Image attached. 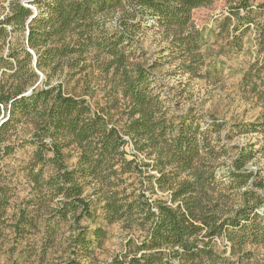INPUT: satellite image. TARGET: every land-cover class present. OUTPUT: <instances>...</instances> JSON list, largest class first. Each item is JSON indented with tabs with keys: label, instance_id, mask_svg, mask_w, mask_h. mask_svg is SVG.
Returning a JSON list of instances; mask_svg holds the SVG:
<instances>
[{
	"label": "trees",
	"instance_id": "trees-1",
	"mask_svg": "<svg viewBox=\"0 0 264 264\" xmlns=\"http://www.w3.org/2000/svg\"><path fill=\"white\" fill-rule=\"evenodd\" d=\"M22 1L0 0V143L19 125L34 145L32 199L14 233L41 232L49 247L69 222L66 264H86L106 231L80 222L99 211L130 232L114 264H264V174L248 167L264 152V16H252L264 1L232 0L219 24L235 48L253 25L257 44L238 87L260 113L231 126L192 106L175 111L135 39L154 29L178 69L200 76L203 35L191 12L214 0H33V9ZM94 81L104 104L86 97ZM230 133L260 140L230 157ZM65 148L75 152L71 166Z\"/></svg>",
	"mask_w": 264,
	"mask_h": 264
},
{
	"label": "rangeland",
	"instance_id": "rangeland-1",
	"mask_svg": "<svg viewBox=\"0 0 264 264\" xmlns=\"http://www.w3.org/2000/svg\"><path fill=\"white\" fill-rule=\"evenodd\" d=\"M262 1L264 0H250L249 4L255 8ZM236 4L237 2L232 0H214L208 6L192 10V23L203 35L200 50L204 64L198 71L200 76H191L178 69V59L172 58V55L168 56V51H162L165 42L159 32L145 29L136 33L135 39L139 40L143 49V61L148 64L156 63L153 72L160 77L161 83L155 82V88L162 95L169 96L175 111H184L192 106L204 113L207 120L213 116L226 121L227 126L251 122L259 116L260 106L255 104L251 94H244L238 87L242 73L258 55L253 25L243 34L240 48L230 45L233 38L231 32L219 29L222 18L228 14L230 7ZM252 16L259 19L264 16V12L260 13L256 7ZM57 81L53 78L54 84ZM96 82L98 81L91 84L94 88L93 96H86L93 106L96 103L104 104L106 101ZM72 84L71 82L68 87ZM28 128L17 125L9 130L6 140L0 143V264H66L74 257L69 248L70 236L74 234L69 222L60 224L54 243L49 247L46 246V237L41 232L31 229L21 239L14 233L12 226L20 209L32 199L33 194L27 167L34 145L29 143ZM229 135L228 141L232 146L228 154L230 157H233L240 147L260 140L256 133ZM4 145H9L10 151L7 154ZM260 145L261 141L252 149L257 150ZM63 152L66 154V163L69 166L74 164V150L65 148ZM248 167L264 174V152H257ZM80 223L87 225L89 230L100 226L106 231L101 248L93 247L92 257L79 256L84 260L82 262L114 264L113 260L122 251L130 232L120 223L106 224L99 211L93 220L86 219Z\"/></svg>",
	"mask_w": 264,
	"mask_h": 264
},
{
	"label": "water",
	"instance_id": "water-1",
	"mask_svg": "<svg viewBox=\"0 0 264 264\" xmlns=\"http://www.w3.org/2000/svg\"><path fill=\"white\" fill-rule=\"evenodd\" d=\"M32 1H33V0H23L22 3H23L25 6L30 7V8L33 9V7L30 5V3H31ZM31 18H32V16L28 19L27 24H29ZM32 64L35 66V64H36V60H35V59H33ZM30 91H31V89H29V90L27 91L26 94H29ZM2 121H3V120H0V123H1Z\"/></svg>",
	"mask_w": 264,
	"mask_h": 264
}]
</instances>
